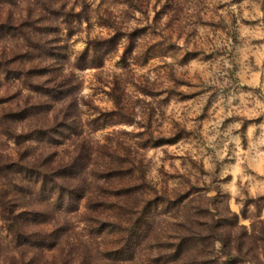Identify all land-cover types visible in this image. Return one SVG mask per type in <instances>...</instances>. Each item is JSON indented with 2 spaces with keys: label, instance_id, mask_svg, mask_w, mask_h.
I'll return each instance as SVG.
<instances>
[{
  "label": "rangeland",
  "instance_id": "374dc122",
  "mask_svg": "<svg viewBox=\"0 0 264 264\" xmlns=\"http://www.w3.org/2000/svg\"><path fill=\"white\" fill-rule=\"evenodd\" d=\"M0 264H264V0H0Z\"/></svg>",
  "mask_w": 264,
  "mask_h": 264
}]
</instances>
